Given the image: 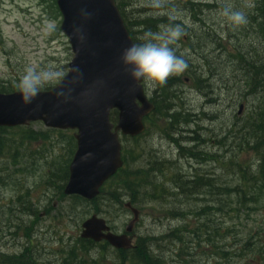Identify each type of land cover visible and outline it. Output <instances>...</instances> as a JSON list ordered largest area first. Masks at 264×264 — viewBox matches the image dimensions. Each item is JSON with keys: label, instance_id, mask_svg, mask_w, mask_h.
<instances>
[{"label": "rangeland", "instance_id": "rangeland-1", "mask_svg": "<svg viewBox=\"0 0 264 264\" xmlns=\"http://www.w3.org/2000/svg\"><path fill=\"white\" fill-rule=\"evenodd\" d=\"M187 1L115 0L135 43L141 42L145 33L157 32L166 24H178L185 33L174 49L185 59L187 68L172 76L179 81L172 84L168 97L170 109L186 117L188 123L181 125L178 119L180 130L170 136L166 134L170 132L168 118L156 113L144 120L145 131L137 141L119 137L122 151L133 149L126 155L124 173L141 174L142 187H148V194L155 189L150 184L157 185L156 197L161 188L165 193L156 201L141 199L139 195L142 201L131 204L128 193H120L124 194L122 207L110 194L94 203L74 201L61 195L59 187L54 188L51 183L54 181L56 187L62 184L60 166L68 159L72 148L70 139L75 131H49L52 129L42 122L9 128L0 139L3 144L0 148V254H20L27 243L23 235L28 226L32 229L31 252L38 264H131L121 263L109 246L100 249L97 245L83 254L81 246L76 245L82 223L92 216L106 221L113 233H124L133 219L130 208L126 207L129 204L138 211V220L128 236L134 246L139 239L151 240L146 248L157 264H264V257L258 255L253 245L246 247L241 258L217 256L201 235L208 229L219 228L220 237L213 235L215 245L232 252L234 246L242 245L238 247L242 249L257 224L264 228V192L258 194V202L251 200L255 182L250 181L243 187L249 202L246 207L253 213L245 218L240 212L242 217L234 231L227 233L226 230L236 221H233L237 201L234 190L242 185L241 177L249 179L256 174L264 154V147L255 148L257 135L262 130L257 115L263 114L264 104L259 96L248 95L245 83L239 79L242 65L234 59L240 51L246 57L264 56L263 36L254 21L258 0ZM190 2L197 5L190 6ZM156 3L161 7H155ZM247 3L253 6L245 7ZM223 7L243 10L247 23L238 27L228 24L219 14ZM146 19L156 20L159 25L146 30L139 25ZM61 21L56 0H0V85L13 87L18 92L17 82L26 66L39 69L52 65L67 72L64 67H68L72 54L60 30ZM142 85L148 100L154 106L159 105L160 101L153 98L157 86L144 82ZM239 105H244L240 115L237 114ZM26 133H40L43 139L40 136L36 140L28 139ZM179 146L185 150L181 151ZM189 148L196 158L188 157L186 149ZM197 178L221 190L212 192ZM173 181L181 190L175 189ZM112 185L113 181L111 185L106 183L103 190H118L115 183ZM18 204L20 208L23 206L18 215L24 223L17 230L19 221L7 224L10 216H16L13 209ZM221 205H225L223 211L216 212ZM205 206L211 207V215L200 210ZM197 225L199 238H194L191 232ZM175 229L184 231L181 241L172 237L170 232ZM260 237L259 244L264 248V231ZM188 252L191 256L185 257ZM74 255L79 262H75Z\"/></svg>", "mask_w": 264, "mask_h": 264}, {"label": "water", "instance_id": "water-1", "mask_svg": "<svg viewBox=\"0 0 264 264\" xmlns=\"http://www.w3.org/2000/svg\"><path fill=\"white\" fill-rule=\"evenodd\" d=\"M61 32L72 58L68 70L78 69L62 87L41 91L35 103L22 106L18 92L0 94V127L42 122L46 128L75 131L76 150L64 187L66 196L92 200L101 186L122 167L119 136L134 138L144 131L143 119L154 106L141 82L133 84L120 64L122 50L134 44L114 0H56ZM68 72V71H67ZM241 109V107H240ZM117 122H110V112ZM130 208L131 232L138 211ZM80 237L106 241L116 249L131 248L126 234L115 235L105 221L92 216L81 225Z\"/></svg>", "mask_w": 264, "mask_h": 264}, {"label": "trees", "instance_id": "trees-1", "mask_svg": "<svg viewBox=\"0 0 264 264\" xmlns=\"http://www.w3.org/2000/svg\"><path fill=\"white\" fill-rule=\"evenodd\" d=\"M187 2H189V0ZM196 5L197 4L190 2V6H196ZM256 7H257V9L255 11H256L257 16L255 17L256 20H254V21L256 23V26H258V28L260 29L262 36H263V41H264V0H258V4L256 5ZM157 24H158V22H156V20H152V19H146V20H143L139 23V25L141 27H145L146 30L157 28ZM130 36H131V34H130ZM134 43H135V41H134ZM245 55L246 54H241V51H240V53L237 52L236 55L234 56V59L239 62V66L242 65L240 70L243 72H239V74H241V77L239 79L245 83V86H246L245 90H247L248 95H251L254 98L259 96L261 98L260 102L264 104V56L262 57L261 55L256 54V55H253V58H254L253 59L249 56L246 57ZM244 60H246V61H244ZM64 69H67V66H65ZM234 73H237V72H234ZM177 81H179V80H177L176 78L174 79L172 76H170L164 84L157 85V89L153 92V96H154L153 98L155 100H159L160 102H159V105H155V109H154L152 114L158 113V114H160V116H166L168 118V123L170 125V126H168V130L170 132H168L166 134L170 135V136H172L173 134H177L178 131L180 130L181 125L188 123V119H186V117H184L182 114H179V115L176 114L175 109L174 110L170 109L171 106H170L169 97H168V95H169L168 90L170 89L172 84H175ZM7 85L10 86V84H7ZM14 91H16V89L13 87H6L3 84L0 85V93H11ZM159 94H161V96H159ZM263 107H264V105H263ZM243 108H244V105H243ZM257 116H258V121H259V127H261L262 130L260 131V134L257 135L256 141H255V148L260 146V148H261L260 150H262L264 147V126H263V124H264L263 123L264 122V110H263V114L260 112ZM146 119H148V118H146ZM178 119L181 122L180 126H179L180 122L178 121ZM116 120H117V112L112 111L110 113V121L115 124ZM19 128H22V127H16L14 129H19ZM7 130H9V128H1L0 127V139H1V135L5 134ZM29 131L31 132V130H29ZM49 131H54V130H49ZM25 135H27L28 136L27 138L31 139V140H36L37 136H40L39 138L41 140L43 139L41 136L42 134H40V133L35 134V135H33V134L28 135L26 133ZM139 137L140 136H138L136 138L125 137L124 139L135 142V141H137V139ZM70 141L72 144V148L70 150L68 159H67V161L65 160L63 162V163H65L63 166H60L61 171H63V173H61L59 176V178H61L62 184L60 183L61 185L56 187L54 181L51 183L54 188L58 189V187H59L61 195L63 194L64 185L66 184L67 179H68V165L71 161L72 155H73L74 150H75V141L73 140V138H71ZM2 145H3L2 141H0V148L2 147ZM180 150L182 151L185 149L183 147L182 148L180 147ZM186 150L188 151V157L196 158V155H194L191 148L186 149ZM130 151H133V149ZM130 151L126 148H123L122 159H123L124 165L111 179H109L106 182L107 185H111L112 181H113V185L115 183L118 190H113V191L111 190L110 192H109V190L105 191V190H103L104 189V186H103L100 190L99 196L96 197L94 200H92L93 203L97 202V200L102 199L105 194H110L113 201L115 203H118L119 205H121L120 207H122L123 201H122L121 197L124 194L121 196L120 193H124V192L128 193L130 204L133 203L134 201L137 203L141 202L142 200H140L139 198L146 199L147 201H156L157 199L160 198V196H162L165 193V190L163 188H161V189H159L160 193L156 197V194L158 191L157 185L156 184H150V185H153L155 189L152 191L153 193L148 194L146 191L148 189V187L147 188L142 187L143 183L141 180V176H142L141 174H137V173L134 174L133 173L134 176H129V174H131V175H133V174L131 172L126 173V174L124 173L125 172L124 167L127 168L126 155L129 154ZM159 168L161 169V167H158V169ZM148 171H150V170H148ZM160 173H161V171H160ZM130 177H132L133 180H130L129 179ZM251 177L252 178H249V179H246L245 177H241L242 185L237 187L236 190H234V193L236 194V197H237V201L235 203L236 207L233 209L234 210L233 211V216H234L233 221L234 220H236V221L234 223H232V225L229 228L226 229L227 233H231L237 227V224L241 220V217H242L240 212H242L243 215H246V216H244L245 218H249L248 214L253 213L249 210V208L246 207V203H249V202L247 201L248 197H246V191L247 190L243 186L244 185L246 186L247 183L250 181L255 182V191H254V193H252L250 195V199L255 201V202H258L260 200V197L258 194L261 195L264 192V154L263 155L261 154V158L259 159V165L257 167L256 174H253ZM197 180L199 182L201 181L203 183V185H205L206 187H210L212 192H214L215 190H218V191L221 190L220 187H218L216 189L214 185L208 183V181L203 179V178H202V180L197 178ZM197 180H196V182H197ZM173 182L176 185L175 189L179 188L181 190L180 185L178 183H176L175 181H173ZM42 183H43V181H42ZM113 185H112V187H113ZM140 188L142 189V191H140ZM178 193H180V192H178ZM139 195H140V197L138 198ZM69 198H71L74 201L76 200L78 202H85V200L81 199L78 196H70ZM136 198H137V200H136ZM162 198H164V197H162ZM17 199H19V200H17V203H19L21 200V195ZM224 206L225 205H221L219 210H216V212L223 211ZM22 207L23 206H21V208ZM21 208L19 207V204H18L13 209V211H14L13 215H16V216H10V220L7 224V225H12V224H14V222L19 221L20 224H19L17 230L20 229V227L24 223V220H22L18 215V212L22 210ZM200 210H203V211L206 210L209 215L212 214V210H211L210 206L209 207L205 206L204 209H200ZM15 211H16V213H15ZM197 215L201 216L200 214H197ZM35 218H38L36 214H35ZM260 225L261 224H257V226H256L257 229L254 230V233L252 235L248 236L249 238H247L244 241V246L242 247V249L241 248L238 249V247H240L242 245L234 246L235 250L232 252H226L223 250V248L221 246L215 245L213 235L215 233L220 237V235L218 234L219 228L208 229V230H206V232H204V234H201V235H203L205 237V239H206L205 242L208 243V245H211L215 249L214 253L217 256H225V257H229V258H232V257L241 258V257H243V253L245 252L246 247H248L249 245H253V247L257 248L258 255H260V256L262 255L264 257L263 245L259 244V242H260L259 238H261L260 233L264 231V228ZM199 227L200 226L197 225L196 228L193 229V232H191V235L194 238H199V236H198V234L200 232ZM24 231H25V235H23V234L22 235L26 239L27 243L25 244V246H23L22 252L18 255L0 254V264H38L34 254L31 252L30 239H31L32 229H30L28 226H26L24 228ZM29 231H30V233H29ZM170 233H172L171 235L174 239L181 241L184 231H182L180 229H175L173 232H170ZM148 241H151V240H149L148 238H142V239H139L137 241L136 248L134 250L115 251V253L118 256L117 259L121 263H125L126 261H129L131 264H157L158 262H157V260L154 259L152 252L146 248V244ZM76 245L81 246V251L83 252V254L92 250L91 248L92 247L94 248L97 245L100 247V249L105 248V246H108V244L105 242L103 244H99V243L95 244L92 241L81 240L79 238L76 241ZM187 256L188 257L191 256L190 252H188L187 255H185V257H187ZM74 259H75V262H79L77 255H74Z\"/></svg>", "mask_w": 264, "mask_h": 264}, {"label": "clouds", "instance_id": "clouds-1", "mask_svg": "<svg viewBox=\"0 0 264 264\" xmlns=\"http://www.w3.org/2000/svg\"><path fill=\"white\" fill-rule=\"evenodd\" d=\"M161 7L159 3L154 5ZM247 3L245 7H252ZM228 24L238 27L247 23V16L243 10L223 7L219 13ZM178 24L162 25L157 32H147L141 42L124 48L119 60L121 67L133 84L144 82L155 87L164 84L170 76L185 71L187 63L182 56L177 55L174 46L184 35ZM78 71L75 67L65 72L52 65L42 68L26 66L17 82L18 93L22 106L36 102L42 89L50 88L56 95H60L63 85Z\"/></svg>", "mask_w": 264, "mask_h": 264}]
</instances>
